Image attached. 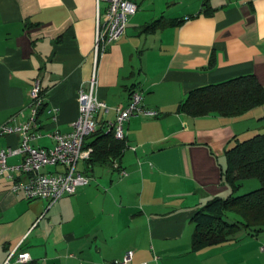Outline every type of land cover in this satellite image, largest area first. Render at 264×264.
<instances>
[{"label": "crops", "instance_id": "obj_1", "mask_svg": "<svg viewBox=\"0 0 264 264\" xmlns=\"http://www.w3.org/2000/svg\"><path fill=\"white\" fill-rule=\"evenodd\" d=\"M133 2L124 35L96 64V95L109 110L99 109L95 120L107 130L133 90L157 113L124 123L125 146L113 164L79 160L76 170L89 183L50 207L12 192L11 179L1 176L0 264L11 253V264L19 253L29 257L21 264H108L127 251L129 264H264L263 246L247 233L191 249L192 216L208 199L229 195L225 151L264 132V105L235 117L178 111L196 87L244 75L264 87V0ZM159 18L167 23L143 31ZM95 30V0H0V125L27 121L38 80L44 100L29 144L51 148L55 131H70L78 90L93 68ZM20 141L18 134L0 136V149ZM21 160L7 157L9 164Z\"/></svg>", "mask_w": 264, "mask_h": 264}, {"label": "built area", "instance_id": "obj_2", "mask_svg": "<svg viewBox=\"0 0 264 264\" xmlns=\"http://www.w3.org/2000/svg\"><path fill=\"white\" fill-rule=\"evenodd\" d=\"M105 3L104 10L101 4ZM96 30L93 45V68L86 87H81L77 93L78 114L72 122V128L68 132L55 131L52 134L54 145L51 148L34 147L29 140L34 136L31 128L35 125L37 112L42 105L44 97L39 81H35L29 91V116L27 121L19 125L8 123L0 125V136L18 134L20 144L15 148L0 149V177L6 175L11 179L10 190L21 191L28 200L42 199L47 202V207L55 204L65 195H70L75 190L89 183L90 177L76 170L79 160H88L92 153V147L85 145V138L97 130L96 112L103 109L107 113L109 107L96 95L97 89V61L106 51L109 44L119 40L125 33L130 16L137 11V5L133 0H95ZM155 115L157 112L145 110L142 107V94L133 90L130 99L124 106L115 108V119L108 124L116 139L124 140V123L136 114ZM21 155L22 160L17 164H9L7 157ZM61 166L62 171L40 172L42 167ZM116 166V164H115ZM18 173L25 177L13 173ZM122 175L125 171H120ZM264 250V246L260 248ZM8 256L3 264H11ZM29 259L27 253H19L14 263L21 264ZM132 259V251H127L122 259L114 260L108 264H129ZM156 259V257H154ZM139 264H146L145 262Z\"/></svg>", "mask_w": 264, "mask_h": 264}, {"label": "trees", "instance_id": "obj_3", "mask_svg": "<svg viewBox=\"0 0 264 264\" xmlns=\"http://www.w3.org/2000/svg\"><path fill=\"white\" fill-rule=\"evenodd\" d=\"M166 23L159 18L142 29L153 31ZM261 105H264V87L254 75H244L190 90L179 104L178 111L192 117L211 113L235 117ZM89 137L91 140L85 143L92 147L88 161L113 164L120 158L125 141L116 139L112 131L97 128ZM225 160L221 175L230 193L225 197L208 199L192 216L193 251L223 241L237 240L236 233L242 228L251 236L264 231V132L256 133L228 148ZM250 178L258 179L261 186L244 194H235L242 181ZM229 212L238 218L229 221L226 218Z\"/></svg>", "mask_w": 264, "mask_h": 264}, {"label": "rangeland", "instance_id": "obj_4", "mask_svg": "<svg viewBox=\"0 0 264 264\" xmlns=\"http://www.w3.org/2000/svg\"><path fill=\"white\" fill-rule=\"evenodd\" d=\"M260 186H261V184H260L259 180L256 179V178L245 179V180L242 181V185L235 192V194H237V195L244 194V193H246L248 191H251V190H254V189H256V188H258ZM232 214L233 213L229 212L227 214L226 218H228L231 221L238 218V216H235V219H233L232 217L235 214H233V215ZM240 234L241 235L242 234L245 235L246 234V230H244V229L239 230V233L238 232L236 233V237H239ZM255 238H256L255 241L259 242V244L257 245V249H259V247H261V246H264V231L259 233V235L257 237L255 236Z\"/></svg>", "mask_w": 264, "mask_h": 264}]
</instances>
